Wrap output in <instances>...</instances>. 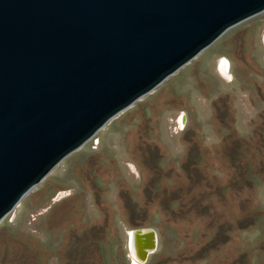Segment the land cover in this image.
<instances>
[{
    "label": "rangeland",
    "instance_id": "rangeland-1",
    "mask_svg": "<svg viewBox=\"0 0 264 264\" xmlns=\"http://www.w3.org/2000/svg\"><path fill=\"white\" fill-rule=\"evenodd\" d=\"M0 264H264V12L58 164L0 223Z\"/></svg>",
    "mask_w": 264,
    "mask_h": 264
},
{
    "label": "water",
    "instance_id": "water-1",
    "mask_svg": "<svg viewBox=\"0 0 264 264\" xmlns=\"http://www.w3.org/2000/svg\"><path fill=\"white\" fill-rule=\"evenodd\" d=\"M263 12L264 0H0V223L109 121Z\"/></svg>",
    "mask_w": 264,
    "mask_h": 264
},
{
    "label": "bare ground",
    "instance_id": "bare-ground-1",
    "mask_svg": "<svg viewBox=\"0 0 264 264\" xmlns=\"http://www.w3.org/2000/svg\"><path fill=\"white\" fill-rule=\"evenodd\" d=\"M229 66L227 63L225 64V72L227 73ZM152 233L149 229H141V230H133L130 232L131 238V246L130 251L131 253L139 260L145 261L149 255L155 249H148V236ZM158 235L156 236L155 243L158 242ZM147 242V243H146Z\"/></svg>",
    "mask_w": 264,
    "mask_h": 264
}]
</instances>
